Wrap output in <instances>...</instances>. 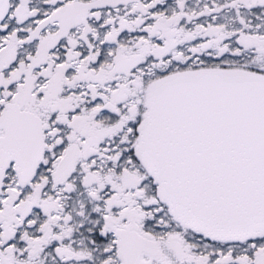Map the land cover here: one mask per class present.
<instances>
[{
	"label": "snow or ice",
	"instance_id": "snow-or-ice-1",
	"mask_svg": "<svg viewBox=\"0 0 264 264\" xmlns=\"http://www.w3.org/2000/svg\"><path fill=\"white\" fill-rule=\"evenodd\" d=\"M0 264H264V0H0Z\"/></svg>",
	"mask_w": 264,
	"mask_h": 264
}]
</instances>
